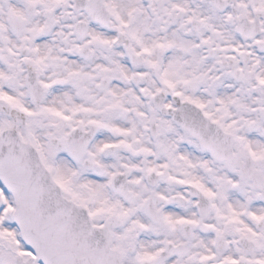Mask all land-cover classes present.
<instances>
[{
  "label": "snow or ice",
  "instance_id": "6c2138e0",
  "mask_svg": "<svg viewBox=\"0 0 264 264\" xmlns=\"http://www.w3.org/2000/svg\"><path fill=\"white\" fill-rule=\"evenodd\" d=\"M0 264H264V0H0Z\"/></svg>",
  "mask_w": 264,
  "mask_h": 264
}]
</instances>
